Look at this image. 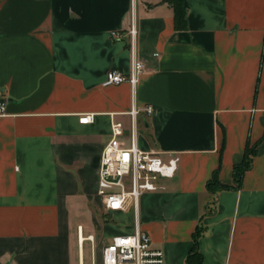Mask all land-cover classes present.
<instances>
[{
  "label": "crops",
  "instance_id": "0c3cea01",
  "mask_svg": "<svg viewBox=\"0 0 264 264\" xmlns=\"http://www.w3.org/2000/svg\"><path fill=\"white\" fill-rule=\"evenodd\" d=\"M183 2L185 30L168 0H0V264H103L137 225L165 264H186L198 226L203 264H264V0ZM133 53L136 85L105 86ZM133 107L139 148L178 169L107 212L101 157L113 123L129 146ZM257 143L241 187L210 194Z\"/></svg>",
  "mask_w": 264,
  "mask_h": 264
},
{
  "label": "built area",
  "instance_id": "2783aa9c",
  "mask_svg": "<svg viewBox=\"0 0 264 264\" xmlns=\"http://www.w3.org/2000/svg\"><path fill=\"white\" fill-rule=\"evenodd\" d=\"M135 35L134 27L130 31ZM145 70V65L133 53L132 70L125 73L111 69L105 78V86H118L129 83L135 86L137 78ZM144 112L150 116L152 107ZM141 111L132 108L130 144L125 147L120 138L125 136L121 123H113L112 138L103 150L100 164L98 196L107 212L133 207L138 210L139 199L143 193L157 189L159 179L173 178L178 169V158L165 161L158 152L142 151L137 144L138 117ZM5 102L0 101V117L5 116ZM96 115L88 113L79 117L80 124L94 123ZM80 235L82 228L78 229ZM92 239V237H90ZM103 264H165V254L155 249L148 233L138 225L132 234L116 236L103 250Z\"/></svg>",
  "mask_w": 264,
  "mask_h": 264
},
{
  "label": "trees",
  "instance_id": "16d2710c",
  "mask_svg": "<svg viewBox=\"0 0 264 264\" xmlns=\"http://www.w3.org/2000/svg\"><path fill=\"white\" fill-rule=\"evenodd\" d=\"M169 5L174 10L175 28L177 30H185L187 28L186 20V8L183 0H168ZM258 143L253 147H247L243 162L235 165L233 168L234 186H223L218 181L217 174L208 183L207 189L210 194L217 195L219 192L228 189H239L242 184L244 174L252 168L253 157L257 152ZM210 212L213 208L209 209ZM205 229L202 226H198L193 234L194 245L187 257L186 264H203L202 254L198 250L199 239L203 236Z\"/></svg>",
  "mask_w": 264,
  "mask_h": 264
},
{
  "label": "rangeland",
  "instance_id": "374dc122",
  "mask_svg": "<svg viewBox=\"0 0 264 264\" xmlns=\"http://www.w3.org/2000/svg\"><path fill=\"white\" fill-rule=\"evenodd\" d=\"M89 258H90V257H89ZM90 260H91V258H90ZM96 262H97V264H99V262H100V260H99V255H98V254H97Z\"/></svg>",
  "mask_w": 264,
  "mask_h": 264
}]
</instances>
